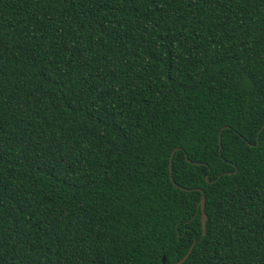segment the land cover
<instances>
[{
	"label": "trees",
	"instance_id": "obj_1",
	"mask_svg": "<svg viewBox=\"0 0 264 264\" xmlns=\"http://www.w3.org/2000/svg\"><path fill=\"white\" fill-rule=\"evenodd\" d=\"M194 241L264 264V0H0V264Z\"/></svg>",
	"mask_w": 264,
	"mask_h": 264
},
{
	"label": "water",
	"instance_id": "obj_2",
	"mask_svg": "<svg viewBox=\"0 0 264 264\" xmlns=\"http://www.w3.org/2000/svg\"><path fill=\"white\" fill-rule=\"evenodd\" d=\"M262 128H263V126L261 127V129ZM220 148H221V130H220V133H219V149ZM173 154H174V151L172 152V154L170 156V161H169V169H170L169 172H170V175H171V172H172L171 165H172ZM200 191H202V196H201V199H200V208H201V223H202V229H203V234H204L205 233V229H206L207 215H206L205 210H204L205 209V195H204V192H203L202 189H200ZM195 242L196 241H194L190 245L187 253L180 260H178L174 264H181L182 262L185 261V259L189 256L190 252L192 251ZM162 262L163 263L165 262V256L164 255L162 256Z\"/></svg>",
	"mask_w": 264,
	"mask_h": 264
}]
</instances>
